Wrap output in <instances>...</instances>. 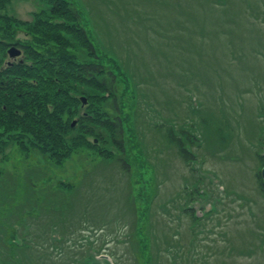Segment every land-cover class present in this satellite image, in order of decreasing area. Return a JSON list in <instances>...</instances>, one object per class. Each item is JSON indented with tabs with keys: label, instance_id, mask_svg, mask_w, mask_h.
<instances>
[{
	"label": "rangeland",
	"instance_id": "obj_1",
	"mask_svg": "<svg viewBox=\"0 0 264 264\" xmlns=\"http://www.w3.org/2000/svg\"><path fill=\"white\" fill-rule=\"evenodd\" d=\"M65 1L80 9L106 68L123 73L116 94L120 116L130 120L122 155L129 166L117 149L101 160L110 149L91 135L94 147L59 162L36 148H4L0 264H100L96 254L106 253L116 264H264L256 176L264 151V0ZM1 5L4 18L21 24L46 8L44 0ZM7 27L0 21L1 39L26 40L24 26ZM168 125L200 137L190 163L166 136ZM191 204L203 213L194 225L183 210Z\"/></svg>",
	"mask_w": 264,
	"mask_h": 264
},
{
	"label": "trees",
	"instance_id": "obj_2",
	"mask_svg": "<svg viewBox=\"0 0 264 264\" xmlns=\"http://www.w3.org/2000/svg\"><path fill=\"white\" fill-rule=\"evenodd\" d=\"M44 2L46 8L35 13L32 21L17 24L25 27L29 37L32 34L40 41L38 48L29 38L26 42L18 41L26 58L22 63L0 71V82H3L0 86V152L15 144L23 153L36 148L59 162L80 147H94L86 138L91 135L95 138L94 144L95 140L102 139L110 149L105 148L98 154L101 160L113 158L117 149L120 155L115 157L119 156L118 160L125 162L128 169L129 164L122 155L127 141L124 124L126 119L130 120L128 116H120L116 94L117 81L123 73L106 68L88 39L87 30L80 25L82 16L77 5L65 0ZM0 10H4L2 5ZM0 21L9 27L8 30H14L4 13H0ZM5 40L0 38L1 53L9 45ZM45 43L49 49L43 50ZM82 96L88 103L80 114ZM110 100L115 106L114 116L107 112ZM69 116L77 119L76 126L72 127V122H68L72 119ZM130 131L134 138L136 133L132 127ZM181 134L184 137L174 134L170 128L166 136L178 147L182 158L190 163L194 155L186 145L193 146L199 139L184 130ZM258 155L264 165V155ZM256 176L264 191L260 170ZM183 210L188 209L184 207ZM189 211L194 225L193 211Z\"/></svg>",
	"mask_w": 264,
	"mask_h": 264
},
{
	"label": "water",
	"instance_id": "obj_3",
	"mask_svg": "<svg viewBox=\"0 0 264 264\" xmlns=\"http://www.w3.org/2000/svg\"><path fill=\"white\" fill-rule=\"evenodd\" d=\"M9 53L11 54V56H16V55H18V52H16L15 50H14V48L13 49H10L9 50ZM82 101H83V103H86V100L83 98L82 99ZM73 125H75V123H73ZM262 177H264V169L262 170Z\"/></svg>",
	"mask_w": 264,
	"mask_h": 264
}]
</instances>
